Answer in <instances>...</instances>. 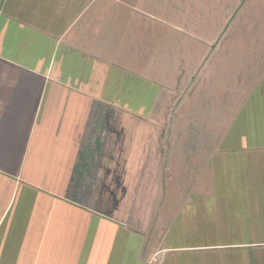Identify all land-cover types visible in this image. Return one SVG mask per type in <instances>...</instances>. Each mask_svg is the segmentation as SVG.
Returning a JSON list of instances; mask_svg holds the SVG:
<instances>
[{
    "label": "rangeland",
    "instance_id": "obj_1",
    "mask_svg": "<svg viewBox=\"0 0 264 264\" xmlns=\"http://www.w3.org/2000/svg\"><path fill=\"white\" fill-rule=\"evenodd\" d=\"M118 1L156 21L148 25L138 14L135 22L120 18L119 24L124 22L131 34L137 29V35L116 46L99 37L96 55L103 57L91 61L96 89L79 88L73 81L67 91L73 117L86 116L97 93L111 106L95 109L102 120L86 131L89 147L72 158L82 165L72 170L66 186L57 184L60 177L53 181L64 156L48 132L41 134V143L31 151H43V144L50 143L44 146L50 167L40 164L41 176L32 167L37 157L27 158L26 174L37 182L15 190L12 215H23H10L6 227H19L26 216L36 223L63 221L56 212L70 207L44 206L41 193L51 196V187L62 198L66 189L75 196L95 190L96 201L89 205L110 213L113 222L123 219L145 231L144 248L222 246L181 251L170 255L167 264H264V0ZM257 85L261 93L254 92ZM43 123L49 128L46 118ZM65 139L69 146L62 151L71 155L79 150L73 138L65 134ZM13 151L10 164L9 150L2 155V167L11 174L8 179L20 181L13 173L24 149ZM131 162L136 163L128 166ZM50 170L53 184L47 180ZM40 212L47 217L40 219ZM116 226L131 236L127 246L135 248L130 245L133 227ZM135 251L126 258L136 261ZM109 262L119 264H103Z\"/></svg>",
    "mask_w": 264,
    "mask_h": 264
},
{
    "label": "crops",
    "instance_id": "obj_2",
    "mask_svg": "<svg viewBox=\"0 0 264 264\" xmlns=\"http://www.w3.org/2000/svg\"><path fill=\"white\" fill-rule=\"evenodd\" d=\"M134 14L147 18L148 25L156 21L154 17L138 13L118 0H0V264H103L108 260H116L119 264H155L159 261L160 264H167L170 255L181 251L207 252L217 248L209 243L194 248L168 245L164 249L158 248V245L154 248L146 245L144 248L145 231L123 223V219L113 222L110 213L95 212L98 210L89 205L96 201L95 190L85 194L83 189L82 194L75 196L66 189L62 198L60 192L51 187V196L41 193L44 206L50 209L57 204L59 209L62 207L64 210L70 207L72 211L56 212V217H63V221L58 218L59 222L55 225L49 223L50 219L36 223L31 216H26L19 219L22 221L19 227H6L10 215L12 219L23 215L22 211L12 215L17 198L15 190L20 185L31 186L37 182L26 174L27 158L37 157L32 160L35 163L32 167L39 169L40 173L43 168L40 164L47 163L46 167H50L51 158L46 151L48 149H45L50 143L43 144V151H31L34 145H38L43 132H48L49 141L56 144V151L64 156L55 168L58 172L54 180L50 170L47 179L50 183L53 184L52 180L56 183L60 177L61 182L57 184L66 186L72 170L77 164L82 165L81 161L73 164L72 158L84 152L82 147L86 148L88 128L94 124L95 130L100 124L98 121L102 120L95 109L111 105L109 99L106 101L97 93L95 104H91L90 108L88 106L83 113L86 116L73 117L72 103L69 102L71 94L67 90L73 81L79 82V88L88 85L96 89L95 66L91 61H99L103 57L96 55L99 37L116 46L122 39L137 35V29L131 34L124 22L119 24L120 18L135 22ZM159 27L162 26H158V32L162 31ZM74 60L87 62L80 61V65L74 66ZM128 64L131 66L130 61ZM45 118L49 128L43 123ZM65 134L81 145L79 150L76 147L72 156L67 154L69 151H62L67 144ZM20 146L25 156L23 160L16 161L18 171L13 173L16 178L20 176V181H13L8 179L11 174L2 167L6 164L2 155L8 154L9 150L10 154L6 157L10 164V155ZM135 163L131 162L128 166ZM60 172L62 175L58 176ZM9 182H13L12 194L6 192ZM39 215L40 219L47 217V213L40 212ZM118 222L128 228L133 227L130 245L135 244L132 249H137L134 262L126 258L129 251H133L127 246L131 236L124 235L122 229L116 226ZM155 248L157 251H153ZM145 249L147 254L143 258ZM157 258L160 259L158 262Z\"/></svg>",
    "mask_w": 264,
    "mask_h": 264
},
{
    "label": "trees",
    "instance_id": "obj_3",
    "mask_svg": "<svg viewBox=\"0 0 264 264\" xmlns=\"http://www.w3.org/2000/svg\"><path fill=\"white\" fill-rule=\"evenodd\" d=\"M261 81H262V80H261ZM261 83L263 84V83H264V80H263ZM258 85H259V84H258ZM258 85L254 87V92H258V90H259L258 93H261L263 90H262L260 87L258 88ZM216 247H217L216 249H218V248H220V247H222V246H220V247L216 246ZM216 249H214V250H216Z\"/></svg>",
    "mask_w": 264,
    "mask_h": 264
}]
</instances>
